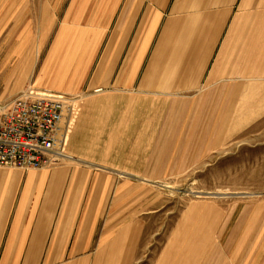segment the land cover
I'll list each match as a JSON object with an SVG mask.
<instances>
[{
  "label": "crops",
  "instance_id": "1",
  "mask_svg": "<svg viewBox=\"0 0 264 264\" xmlns=\"http://www.w3.org/2000/svg\"><path fill=\"white\" fill-rule=\"evenodd\" d=\"M8 4L0 3V11ZM53 6L55 17L60 1ZM40 9L37 21L43 23L44 4ZM3 25L7 33V18L0 32ZM39 43L35 57L30 53L21 61L23 76H34L27 86L69 95L101 93L92 94L78 119L76 111L70 120L68 156L75 161L41 169H0V264H37L41 252L43 263L53 264L55 256L93 249L95 227L110 192L125 185L121 172L132 170L133 175L144 164H155L157 121L171 124L170 139L161 143L165 151L170 146L175 154L190 148L199 154L228 134L222 131L227 122L232 124L230 113L233 129L262 114L264 0H68L41 64ZM10 62L4 61L5 67ZM4 72L12 74L11 69ZM199 90L205 92L191 101L184 95ZM156 104L168 107V117L147 113L145 107ZM190 106L202 118L206 112L207 119L197 116L190 127ZM175 122H181L178 130ZM118 138L133 146L123 150L124 156L117 154L124 164L112 163L103 150L116 148ZM135 234L136 228L123 226L110 239L106 231L97 242L98 255L73 264H128ZM205 248L198 245L193 254L199 256ZM164 256L160 264H166Z\"/></svg>",
  "mask_w": 264,
  "mask_h": 264
},
{
  "label": "rangeland",
  "instance_id": "2",
  "mask_svg": "<svg viewBox=\"0 0 264 264\" xmlns=\"http://www.w3.org/2000/svg\"><path fill=\"white\" fill-rule=\"evenodd\" d=\"M59 1L61 9L56 11L54 17L53 5ZM4 2L9 4L7 9L0 11V23L3 24L7 18V33L4 25L0 32V107L34 80V76H23L21 61L25 63L30 53L35 57L39 41L42 46L39 64L46 59L68 0H0V3ZM42 4L43 23L37 21L38 14L40 18L42 12ZM228 28L222 32L221 50L226 45ZM237 48L235 55L239 58L240 50ZM8 60L11 62L5 67L4 61ZM5 68L7 71L11 69L12 74L4 72ZM204 92L189 91L184 95L191 101ZM98 93L101 92L83 90L72 94L77 99L76 119L83 111L87 99ZM96 106L98 109H106L104 106ZM145 108L149 109L147 113H155L151 117H168V107L165 105L156 104ZM176 108L184 110L185 106ZM189 108L190 127L197 123V116L201 121L207 119L206 112L202 118L200 113L195 114L196 106ZM233 115L232 112L227 117L228 120L232 118L231 127L235 125ZM175 123L174 130H178L176 127L181 122ZM170 125L156 122L154 150L157 153L154 165L146 163L144 168L133 175L129 173L132 170H124L125 173L118 171L122 173L119 179H124L125 185H115L110 192L104 214L95 227L94 248L77 251L72 256L70 252L60 258L55 256L53 264H73L84 259H94L99 253L96 246L102 233L109 231L108 238L111 239L112 234L123 226L136 228L135 248L128 264H160L163 255L167 256L166 264H178L177 260L182 257L184 264H213L214 261L217 264H264V105L262 114L243 121L234 129L227 122L224 127L226 130L223 128L222 132L228 134H223L219 141L215 140L213 145L205 148L207 151L204 153L193 154L190 148V152L175 154L170 146L165 151L167 146L161 143L166 137L170 139ZM166 126L169 129L161 130ZM199 126L201 130V122ZM70 133L64 149L65 155L59 157L57 163L75 161L68 156ZM123 140L118 138L119 145L114 149L103 148L112 163L124 164L125 159H118L117 154L122 157L124 149L133 147L122 145ZM80 151L83 154L81 146ZM174 241L176 243L169 249L170 243ZM128 244V247L132 245V239ZM198 245L206 247L199 252V256L193 254L197 252ZM170 250L173 255L169 256ZM3 253L0 250V260ZM41 254L36 257L37 264H44ZM174 254L177 258L173 259Z\"/></svg>",
  "mask_w": 264,
  "mask_h": 264
},
{
  "label": "built area",
  "instance_id": "3",
  "mask_svg": "<svg viewBox=\"0 0 264 264\" xmlns=\"http://www.w3.org/2000/svg\"><path fill=\"white\" fill-rule=\"evenodd\" d=\"M69 94L22 89L0 107V168L41 169L63 157L76 110Z\"/></svg>",
  "mask_w": 264,
  "mask_h": 264
}]
</instances>
